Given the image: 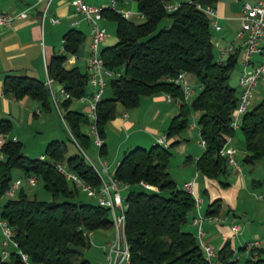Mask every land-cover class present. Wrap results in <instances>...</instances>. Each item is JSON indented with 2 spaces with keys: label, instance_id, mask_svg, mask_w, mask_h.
<instances>
[{
  "label": "trees",
  "instance_id": "trees-1",
  "mask_svg": "<svg viewBox=\"0 0 264 264\" xmlns=\"http://www.w3.org/2000/svg\"><path fill=\"white\" fill-rule=\"evenodd\" d=\"M165 1L136 0L144 16L139 22L113 9H103V13L116 19L117 40L104 45L101 54L105 65L119 73L108 77L111 93L101 95L96 102V126L103 137L105 123L117 113V102L133 106L142 95L159 90L177 95L181 98L178 112L170 119L166 134L172 135L187 126L190 109L198 110L197 124L206 146L196 158V166L202 173L219 177L226 183L223 175L229 171V164L220 153V147L235 130L231 119L239 88L229 82V74L237 51L223 59L215 56L210 16L197 2L213 5L216 0H179V6L171 10L165 8ZM164 16H168L169 22L159 26ZM82 36L79 28L67 29L63 42L65 52L51 55L47 71L68 92L61 100L62 116L77 141L84 145L90 140L85 126L91 118L89 113L71 107L70 103L86 92L88 71L78 65H65L67 53L76 50ZM180 70H185L189 79L193 76L200 83L189 100L184 97L182 85L167 78ZM3 89L16 96L28 94L44 109L53 105L49 87L37 76L8 72L3 78ZM10 126L9 118H0V132L8 131ZM240 128L245 147L240 162L253 163L264 156V95L243 113ZM175 141L167 145L157 141L149 146L133 145L123 152L114 167V173L128 182L125 233L130 247L129 264H211L197 235L185 228L194 208V196L169 174L170 144ZM104 144L102 141L98 146L99 153ZM43 152L45 157L31 156L22 151L19 140L10 137L3 141L0 197L16 177V168L22 174L36 173L51 197L28 195L19 184L15 193L0 202V216L13 227L18 247L27 251L33 262L92 264L83 255V249L90 244V231L111 226L109 208L97 201L77 198L79 186L70 184L55 167V162L66 163L92 182H98L99 176L81 150L67 153L64 138L49 139ZM212 204L214 207H208L207 213L219 209V198ZM252 251L256 255L247 256L244 264H264V245L253 246ZM232 253L229 240L218 248V256L223 261L236 262L237 258H230ZM0 264L23 262L19 251L11 247L7 257L0 254Z\"/></svg>",
  "mask_w": 264,
  "mask_h": 264
},
{
  "label": "crops",
  "instance_id": "crops-1",
  "mask_svg": "<svg viewBox=\"0 0 264 264\" xmlns=\"http://www.w3.org/2000/svg\"><path fill=\"white\" fill-rule=\"evenodd\" d=\"M86 1L93 4L103 5L108 3V0ZM119 2L132 8L133 11L126 16L127 18L136 22L144 19V16L137 8L136 0H119ZM213 5L215 6L216 14L214 16H209L211 39L215 56L217 57L220 46L228 42L233 44V51H237V58L241 55L240 67L237 71L238 83L239 75L243 68L242 47L240 43L241 38L237 35L241 26V20L239 17L241 2L240 0H216ZM45 7L47 8V14L44 18H41L42 10ZM21 8H27V15L15 18L10 25L0 24V118H9L12 125V117H15L19 121L30 123L36 117L37 122L44 125L49 131V133H47L48 135L41 139V142H45L46 144L51 138H63L58 132L56 119H60V121L63 122V125L67 128L61 116L62 112L60 104L61 100L68 96V92L63 89L61 83L52 78V89H49L53 105L50 109H44L37 99L28 94L16 96L13 92L5 91L3 89L4 75L8 72H19L37 76L45 80L48 73L47 62L53 53L65 52L63 46L64 33L72 26L82 30L83 36L79 41L76 50L67 53L65 65H78L82 70L88 71L87 57L90 52V24L81 13L75 12L70 0H0V10L13 11ZM51 14L57 16L59 20L52 22L49 19V15ZM212 18L216 20L219 27L214 26L211 21ZM72 20H76V22L71 24ZM99 23L104 26L107 32L104 40L100 44L102 48L104 45L113 43L117 40V35L115 34L116 19L111 15L103 13L99 19ZM260 45L264 46V34L260 39ZM227 55L228 54H226L224 58ZM259 57V52H254L252 54L253 61L258 60ZM188 76L189 75H187V77ZM190 77L191 78L189 79L188 77V79L193 84L195 88L194 91H196L197 88L200 87V83L195 77ZM93 89L94 87L88 81L87 90L83 93V98H79L80 95L74 98L70 103V106L86 112L89 111L90 116V101ZM105 95H109V93ZM166 95L167 92L164 90L144 94L140 97V101L130 109H127V107L121 102H117L118 112L112 118L107 120L104 125L102 137L105 142L104 149L102 153H98L100 157L102 155L104 156V159H107L109 169L113 166L112 169H110L111 171L114 170L115 165L126 149L138 144L147 146L145 145L146 142L153 144L156 142V137L159 134H166L168 123L178 112L180 104V101H177L174 98L168 99ZM263 95L264 86H256L253 89L251 106L256 104ZM198 114L199 111L196 110V116ZM53 118L55 120L54 122ZM89 123L85 126L87 132H89ZM197 126V119L193 118L189 121L188 125L184 127L186 128L189 137H195L194 133H197ZM10 128L8 131L2 132L4 140L15 136L23 145V140L18 133L19 131L15 129L12 132ZM115 130L118 131L117 143L114 145L112 141H110V145L108 146L106 139L109 136L113 137L111 134L112 131ZM181 135L183 134H180L177 131L172 135H167L166 138L168 139V142H171L172 140L178 142L181 137L187 138ZM240 135L243 136L242 138H239V148L241 150L240 155H237L238 147L235 148L236 156L239 161L241 156L245 153L244 135L240 126L235 128L234 133L230 135L228 139V143L235 146L236 141L238 140L235 139V136L239 137ZM197 140L198 139L196 138V141ZM45 144L43 149L39 151V154L44 151ZM202 151V146H197L194 149H188V147L184 148V158L181 160V165L185 166L188 171L182 177L178 176L180 181H176V175H174V177L169 171L170 176L179 185H181L183 181L194 179L195 192L202 196L198 208H193L191 218L185 223V228L197 234L198 224L193 222V216L196 215L198 211L200 213H207V210L214 207L212 201L215 198H219V209L212 212L215 217H204L201 221L204 229L202 238L211 243L217 249L229 240L233 252L236 253L239 248H243L246 241L259 237L257 234L260 232L257 228L251 227L249 223L244 221L241 222L242 218L240 214L235 211L238 205L240 188L247 185V181L242 175L244 173L243 163L240 162V172L229 166V171L227 174L223 175V179L226 183H223L220 181L219 177L208 176L197 168L196 158ZM248 165V169L253 174L251 183H263L262 177L257 170H259V172L264 171V156L253 163H248ZM21 174L22 173L19 171L16 177ZM260 195L261 194H258V196ZM234 223L239 225V230L236 232H233L231 229V225ZM105 232V237L108 240L113 233L112 227H107ZM261 245L263 244L261 243ZM238 256L240 257L239 253ZM219 262H223L224 264L228 263L220 258L214 260V263L218 264Z\"/></svg>",
  "mask_w": 264,
  "mask_h": 264
},
{
  "label": "built area",
  "instance_id": "built-area-1",
  "mask_svg": "<svg viewBox=\"0 0 264 264\" xmlns=\"http://www.w3.org/2000/svg\"><path fill=\"white\" fill-rule=\"evenodd\" d=\"M70 1L73 4L75 12L81 13L82 16L90 24V52L87 57L88 81L94 87V89L91 93V121L89 123L88 131L93 134V140L99 146L102 143L103 139L98 131L95 122L96 102L101 97L103 89L107 85V78L111 75L119 73V70L108 67L104 63L100 44L104 40L107 32L104 26L99 23V19L103 15L104 8L113 9L125 16L129 15L133 10L128 6H125L123 3H120L119 0H108V3L105 5L89 3L86 0ZM240 2L241 7L239 17L241 20V26L237 32V35L241 38L240 43L242 47L243 68L238 79L239 98L231 119V125L233 128H237L238 126H240L243 113L251 107V97L253 94L254 86L259 79L264 78V46L260 45V39L264 34V0H240ZM179 4V0H167L165 1L164 6L166 9L171 10L178 7ZM197 5L203 8L211 16H214L216 14L215 6L212 4H201L200 2H197ZM27 13V8H21L13 11L0 10V24L10 25L15 18L25 16L27 15ZM46 14L47 8L45 7L42 10L41 18H44ZM49 19L52 22H56L59 20V18L53 14L49 15ZM211 21L213 22L215 27H219V24L216 23V20L214 18H212ZM75 22L76 20H72L71 24H74ZM232 51L233 44L228 42L220 46L217 58L223 59L226 54H229ZM254 52H259L260 54L259 59L256 61L252 60V54ZM167 78L172 79L176 83L182 85L185 98H187L195 89L193 84L188 79L185 70H180L175 76H167ZM51 80L52 77L47 73L45 83L50 89H52ZM83 96L84 95L81 94L79 98H83ZM166 96L168 99L174 98L177 101H181V98L179 96L172 95L169 92H167ZM62 118L65 122L63 116ZM66 126L70 133V136L80 147L85 160L95 169L96 173L99 176V181L92 182L90 180H86L77 171L71 169L66 163L62 161H56L55 167L68 180L76 183L82 190L87 191L89 195L94 196L98 203L107 206L111 214V227L113 229V233L107 240L108 246L106 249H104V259L99 264H121L122 262L129 263L130 247L125 233V209L127 206L125 190L128 187V182L120 179L114 173V171H111L109 169V163L107 159H103L99 156L98 161H94L87 153V151L83 148V146L77 141L75 135L67 124ZM197 133L199 135L198 141L204 148L206 146V140L201 135L199 126H197ZM229 137L230 136L227 137V139L220 147V153L225 155L227 163L232 168L240 172L241 163L236 156L235 148L228 143ZM12 138L16 139L15 136H13ZM3 141L4 138L2 132H0V147ZM156 141L164 145H167L169 143L168 139L166 138V134H159L156 137ZM39 156L45 157V153H40ZM21 178L26 179V181L30 185H32L37 181L38 175L36 173H25L15 177L6 187L5 192H7L8 194H12L21 183ZM140 182L146 186H149V184L144 180H140ZM193 182L194 179H189L183 181L181 185L193 194L194 207L198 208V205L202 200V196L194 194ZM204 217L212 218L215 217V215H213L212 213H200L198 211V213L193 216L192 220L193 222L198 224L196 235L199 238V242L205 256L212 264L214 260L219 259L218 249L202 238L204 229L202 227L201 221ZM231 229L233 232H236L239 230V225L234 223L231 225ZM0 232V254L2 257H7L11 247H14L15 249H17V251H19L23 264H47L42 261L33 262L29 258L28 252L18 247V241L14 237L13 227L8 223L7 219L2 216H0ZM262 241L263 239L259 237H255L246 241V243L243 245V248L247 256H255L256 252L252 251V247L261 245ZM234 258L239 259L238 253ZM235 264L243 263L240 260H237Z\"/></svg>",
  "mask_w": 264,
  "mask_h": 264
},
{
  "label": "rangeland",
  "instance_id": "rangeland-1",
  "mask_svg": "<svg viewBox=\"0 0 264 264\" xmlns=\"http://www.w3.org/2000/svg\"><path fill=\"white\" fill-rule=\"evenodd\" d=\"M168 16H164L160 21H159V26L163 25L164 23H168ZM240 60H241V55L238 57L234 63V65L231 67L230 70V76H229V82L238 87L237 83V71L240 67ZM256 86H264V79H259L258 82L255 84L254 88ZM111 93L110 86L107 84L104 87L103 95ZM196 91H193L187 99L189 100ZM76 105V104H75ZM127 109H130L133 106H126ZM118 112V108H117ZM89 113V111L87 112ZM117 114V113H116ZM198 115L196 116V110L190 109L188 113V121H191L193 118L197 119ZM12 125H11V130L12 132L16 129L19 132L20 138L23 140V145H22V151L28 155L34 156V155H39V151L43 149L45 142H41V139L47 136L49 133L48 129L44 127V125H41L37 122V118L35 117L32 122H25V121H19L15 117H12ZM53 118V122H54ZM56 123L58 125V132L66 140L67 143V153H72L73 151H80V147L78 144L70 137V133L68 129L63 125V122L60 121V119H56ZM66 125V124H65ZM10 130V132H11ZM196 131V130H195ZM117 130L112 131L113 137L109 136L107 137V145H110V141L115 145L117 143ZM180 134H183L181 136L187 137V138H180V141L175 143L170 144V150H171V155H170V168L169 171L171 174L174 176L176 175V181H180L178 179V176L182 177L188 169L185 166L181 165V160L183 157V151L184 148L188 149H194L195 147H201V144L199 141H196V138L199 139L198 133H194L195 137L191 138L187 134L186 128H182L178 130ZM116 133V134H115ZM178 134V133H177ZM120 135V134H119ZM167 137V135H166ZM243 136L240 135L239 137L235 136L236 145H232L234 148L238 147L237 155H240L241 150L239 148L240 142L239 138H242ZM90 140L87 144L82 145L83 148L87 151V153L90 155V157L94 161H98L99 157V147L98 144H96L93 141V134L90 133ZM149 146V142L146 144ZM237 150V149H236ZM101 158L104 159V156L101 155ZM106 158V157H105ZM230 166V165H229ZM248 163H243V171L244 173L242 174L244 176V179L247 181V185L245 187L240 188V192L238 194V205L237 208L235 209L236 212H238L241 216V222H247L249 225L253 228H257L260 232L257 234L259 237L263 238V241L261 242L264 245V171L257 172L259 175L262 177L263 183L261 184H252L251 183V178H252V173L248 169ZM113 166H111L110 169H112ZM231 167V166H230ZM232 168V167H231ZM233 170V169H232ZM19 172V169L16 168L14 171V176H16ZM255 175V174H254ZM232 176V174H231ZM175 177V176H174ZM70 184L72 182L69 180ZM21 185L24 186L26 192L28 195H36L37 197H43V198H50L51 194L49 190H47L43 186V182L40 178H37V181L30 185L26 179L21 178ZM194 184V182H193ZM18 188H16L14 191L16 192ZM194 189V194H198L195 192ZM13 192V193H15ZM258 194H261L258 196ZM200 195V194H198ZM9 194L7 192H4L2 196L0 197V202L4 200ZM262 196V197H261ZM77 198L83 199V200H91V201H96V198L94 196H91L87 193V191L82 190L80 187L78 188V195ZM107 228H96L89 233V238H90V244L87 247H84L83 249V255L88 257L89 260L91 261L92 264H99L103 259H104V249L107 248V238L105 237V231ZM239 253L240 257L238 260H240L244 264V259L247 257V254L244 251V248H239L238 252H233L230 258H234L236 254ZM121 264H129V263H124L122 262ZM212 264H217L213 263ZM218 264H224L223 262H219ZM227 264H235V262H228Z\"/></svg>",
  "mask_w": 264,
  "mask_h": 264
},
{
  "label": "water",
  "instance_id": "water-1",
  "mask_svg": "<svg viewBox=\"0 0 264 264\" xmlns=\"http://www.w3.org/2000/svg\"><path fill=\"white\" fill-rule=\"evenodd\" d=\"M59 85V84H58Z\"/></svg>",
  "mask_w": 264,
  "mask_h": 264
}]
</instances>
